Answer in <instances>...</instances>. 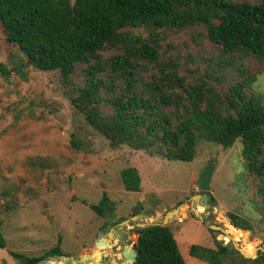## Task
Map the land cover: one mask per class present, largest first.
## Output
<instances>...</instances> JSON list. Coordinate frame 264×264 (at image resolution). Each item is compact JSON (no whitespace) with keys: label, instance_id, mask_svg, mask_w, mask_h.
Segmentation results:
<instances>
[{"label":"trees","instance_id":"1","mask_svg":"<svg viewBox=\"0 0 264 264\" xmlns=\"http://www.w3.org/2000/svg\"><path fill=\"white\" fill-rule=\"evenodd\" d=\"M0 25L6 42L31 66L60 72L72 106L111 146L125 144L150 156L191 161L199 139L224 148L240 139L244 165L254 180L249 202L264 219V106L258 95L248 92L254 74L243 67L250 55L264 61V0H0ZM193 25L205 28L225 62L234 60L239 78L223 85L222 76H214L221 84L216 88L201 78L188 79L176 62L160 59L158 31ZM106 49L115 53L104 58ZM78 66L82 77L76 76ZM0 71L6 74L3 66ZM71 143L78 147L76 140ZM120 175L124 189L140 190L135 167L122 169ZM207 195L214 206L213 196ZM89 207L104 215L110 198L104 192ZM139 212L136 206L132 215ZM227 217L226 230L235 239L240 229H250L239 215ZM134 233L137 256L132 264H185L169 225L135 227ZM222 238L228 240L225 234ZM9 253L20 264L68 256L59 244L36 257ZM230 253L249 264H264L263 252L245 258L221 241L215 248L189 247L191 256L207 264H226Z\"/></svg>","mask_w":264,"mask_h":264},{"label":"rangeland","instance_id":"2","mask_svg":"<svg viewBox=\"0 0 264 264\" xmlns=\"http://www.w3.org/2000/svg\"><path fill=\"white\" fill-rule=\"evenodd\" d=\"M147 35L143 30L142 36ZM156 39L160 59L176 62L180 74L188 79L201 78L221 88L214 76H222L223 85L241 76L234 60L225 62L220 48L208 40L202 25L167 28L158 31ZM102 53L106 58L115 51ZM0 64L6 71H0V230L5 241V247L0 248V264H20L10 251L36 257L58 244L68 257L42 260L51 259L49 264H69L71 260L73 264L71 257L82 246L119 226L111 222L112 218L116 223L130 219L137 206L139 213L147 215L122 227L129 228L132 247L135 222H162L164 214L179 202H183L177 206L179 211L169 217L167 225L185 264H207L189 254L191 244L215 248V242L221 241L233 248L231 240L222 238L224 231L210 228L225 226L223 216L227 213L239 215L250 224V229H240L239 246L249 254L262 253L258 247L264 245V219L249 202L254 180L244 165L240 139L227 148L199 139L191 161L150 156L125 144L111 146L72 106L60 72L31 66L14 44L6 42L1 25ZM243 67L254 74L248 92L258 95L264 106V61L250 55ZM150 69L156 71L152 66ZM76 76L82 77L80 66ZM209 162L214 165L210 193L216 203L203 206L196 195L202 194L198 189L200 172ZM132 166L141 177V191L123 187L120 172ZM104 192L110 198V208L98 215L89 205L98 204ZM197 206H203L202 210ZM157 210L160 213L154 219ZM115 252L112 256L121 258L119 250ZM92 253L94 258L107 257L104 253L98 256V251ZM224 260L226 264H249L232 253ZM121 264H130V260Z\"/></svg>","mask_w":264,"mask_h":264},{"label":"water","instance_id":"3","mask_svg":"<svg viewBox=\"0 0 264 264\" xmlns=\"http://www.w3.org/2000/svg\"><path fill=\"white\" fill-rule=\"evenodd\" d=\"M214 171V165L212 162H209L200 172V177H199V183H198V189L202 191V194H197L196 196L199 197L201 205L203 206H208V195L207 192H210L211 187V178L213 175ZM195 196V197H196ZM179 211L178 207H175L171 210H168L163 217V221L161 225H166L167 222L169 221V217H173L176 212ZM209 213V212H207ZM147 214L145 213H138L136 215H132L130 219H124L121 222L118 223V227L115 228H110L105 236L96 241V245H100L102 248L105 249L107 248L108 245H111L110 252L108 253L109 255V260H103L102 258H94L91 254L89 255H83V256H73L72 260L75 262V264H84L86 261H91L93 260V264H121L125 260H130V264H132L136 260L137 253L132 249V247L129 245V233L128 229L122 228L123 225H129L130 221H133L137 217L142 218L143 216H146ZM224 219L228 220L227 216H223ZM135 221V220H134ZM230 222V221H229ZM135 226L137 227H145L148 225H151V223L148 222H135ZM210 228L212 229H217L220 231H225V226H215V225H210ZM248 234V232H246ZM230 240L232 241L233 248L239 253L245 257V258H251V257H256V251H254L252 254H249L245 252L243 248L239 246L237 241L233 240L230 235H228ZM114 241H116V244H114ZM107 245V246H106ZM224 245L227 247H230V244L228 242H225ZM263 253H264V245L262 244L261 247H258ZM119 250L121 258H115L112 255L116 254L114 250ZM60 259H65L63 256L60 257ZM51 263V259H48L46 262L43 260H39L36 264H49ZM69 264H72V261H68Z\"/></svg>","mask_w":264,"mask_h":264},{"label":"crops","instance_id":"4","mask_svg":"<svg viewBox=\"0 0 264 264\" xmlns=\"http://www.w3.org/2000/svg\"><path fill=\"white\" fill-rule=\"evenodd\" d=\"M134 167V166H133ZM136 168V167H135ZM137 169V168H136ZM138 171V170H137ZM139 173V172H138ZM145 173H147V171L145 170ZM140 179H141V177H140ZM140 190L139 191H141V189H142V182L140 181ZM145 188H149V186H144ZM142 193H144V192H142ZM145 197V196H144ZM181 205V204H180ZM180 205H178V206H180ZM175 207H177V206H175ZM175 207H172L171 209H173V208H175ZM170 209V210H171ZM133 210V209H132ZM160 210V209H159ZM159 210H157L156 211V214H157V216L155 217V214H153L152 216H154L153 218L154 219H156L157 217H158V214L160 213V211ZM142 212V211H141ZM145 214H147V213H145ZM130 215H132V212H131V214ZM110 219L112 218V217H109ZM108 218V219H109ZM128 218V217H127ZM126 218V219H127ZM123 220V219H122ZM121 220V221H122ZM120 221V222H121ZM163 221V220H162ZM111 222L112 223H114L115 222V224H118V223H116V219H114V218H112L111 219ZM160 221H155L154 223H151V224H161L162 222H160ZM114 224V225H115ZM102 228V229H101ZM101 228H99L98 229V231L99 232H101L102 233V230H103V228L104 227H101ZM110 229V228H109ZM109 229H107L106 231H104V233H102L101 235H99L98 237H96L95 239H94V241H93V243L92 244H90V245H88V246H82L81 248H80V251L77 253V254H75L74 256H83V255H89V254H93L92 253V251H98V253H99V255L98 256H100V253L102 254V253H104V254H107V257L106 258H108L109 257V255H108V253L110 252V249H111V245H108L107 246V248H105V249H98L97 248V246H95L96 245V241L97 240H100V239H102L104 236H105V234H106V232L109 230ZM130 242V241H129ZM114 244H116V241H114ZM133 249V248H132ZM115 252V251H114ZM116 253V252H115ZM97 256V257H98ZM63 257H65V258H67L68 256H63ZM72 258V257H71ZM93 260H91V261H89V262H85L84 264H93ZM73 264H75V262L73 263Z\"/></svg>","mask_w":264,"mask_h":264},{"label":"bare ground","instance_id":"5","mask_svg":"<svg viewBox=\"0 0 264 264\" xmlns=\"http://www.w3.org/2000/svg\"><path fill=\"white\" fill-rule=\"evenodd\" d=\"M202 207H203V206H202ZM204 209H205V208H204ZM224 225H225V231H224V232H225V236H226L227 239L230 240L231 238H229V236H228V235H230V234H229V233L227 232V230H226V224L224 223ZM240 234H242V232H241ZM230 236H231L232 239L235 240V241H238V240H239V239H235L232 235H230ZM250 254H252V253H250ZM59 264H62V262H60Z\"/></svg>","mask_w":264,"mask_h":264},{"label":"flooded vegetation","instance_id":"6","mask_svg":"<svg viewBox=\"0 0 264 264\" xmlns=\"http://www.w3.org/2000/svg\"><path fill=\"white\" fill-rule=\"evenodd\" d=\"M114 251H115V250H114ZM107 259L109 260V258H103V260H107Z\"/></svg>","mask_w":264,"mask_h":264}]
</instances>
